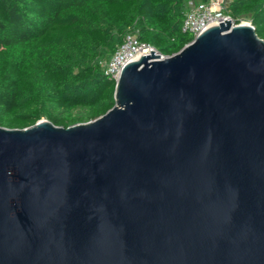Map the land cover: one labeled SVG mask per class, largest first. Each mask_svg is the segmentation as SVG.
<instances>
[{"label": "water", "instance_id": "obj_1", "mask_svg": "<svg viewBox=\"0 0 264 264\" xmlns=\"http://www.w3.org/2000/svg\"><path fill=\"white\" fill-rule=\"evenodd\" d=\"M115 105L0 125V264H264V39L218 22L125 65Z\"/></svg>", "mask_w": 264, "mask_h": 264}, {"label": "trees", "instance_id": "obj_2", "mask_svg": "<svg viewBox=\"0 0 264 264\" xmlns=\"http://www.w3.org/2000/svg\"><path fill=\"white\" fill-rule=\"evenodd\" d=\"M189 1L0 0V125L67 128L103 115L117 82L104 61L128 33L165 56L179 52L194 40L183 29ZM226 10L264 39V0H228Z\"/></svg>", "mask_w": 264, "mask_h": 264}, {"label": "built area", "instance_id": "obj_3", "mask_svg": "<svg viewBox=\"0 0 264 264\" xmlns=\"http://www.w3.org/2000/svg\"><path fill=\"white\" fill-rule=\"evenodd\" d=\"M227 4L228 0H208L201 2L190 0L183 29L191 31L195 38L204 30L210 28V26L218 22H223L225 19H230L233 23H236L234 18L226 12ZM148 50H156V53L161 54L162 58L165 57L155 46L142 42L134 33H128L125 36L123 44L118 48L112 58L104 61L105 73L117 80L120 78L121 72L127 63L134 61L139 54Z\"/></svg>", "mask_w": 264, "mask_h": 264}, {"label": "rangeland", "instance_id": "obj_4", "mask_svg": "<svg viewBox=\"0 0 264 264\" xmlns=\"http://www.w3.org/2000/svg\"><path fill=\"white\" fill-rule=\"evenodd\" d=\"M242 21H244V22H250L249 20H242Z\"/></svg>", "mask_w": 264, "mask_h": 264}, {"label": "bare ground", "instance_id": "obj_5", "mask_svg": "<svg viewBox=\"0 0 264 264\" xmlns=\"http://www.w3.org/2000/svg\"><path fill=\"white\" fill-rule=\"evenodd\" d=\"M246 23V22H245Z\"/></svg>", "mask_w": 264, "mask_h": 264}]
</instances>
